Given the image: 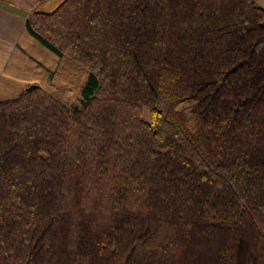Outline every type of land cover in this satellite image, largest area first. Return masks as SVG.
<instances>
[{
  "label": "trees",
  "instance_id": "16d2710c",
  "mask_svg": "<svg viewBox=\"0 0 264 264\" xmlns=\"http://www.w3.org/2000/svg\"><path fill=\"white\" fill-rule=\"evenodd\" d=\"M2 73L26 86L0 100V264H264L252 0H63Z\"/></svg>",
  "mask_w": 264,
  "mask_h": 264
},
{
  "label": "crops",
  "instance_id": "0c3cea01",
  "mask_svg": "<svg viewBox=\"0 0 264 264\" xmlns=\"http://www.w3.org/2000/svg\"><path fill=\"white\" fill-rule=\"evenodd\" d=\"M63 0H0V100L16 97L26 86L3 75V69L22 32L26 19L34 12L50 13ZM264 11V0H252Z\"/></svg>",
  "mask_w": 264,
  "mask_h": 264
},
{
  "label": "rangeland",
  "instance_id": "374dc122",
  "mask_svg": "<svg viewBox=\"0 0 264 264\" xmlns=\"http://www.w3.org/2000/svg\"><path fill=\"white\" fill-rule=\"evenodd\" d=\"M65 66L61 68L58 71V77L59 79L56 80V82L60 85H62V88L66 86L67 89L71 90V92H66L63 90L57 91L54 95L56 98L59 100L66 102V103H76L77 100L76 98L79 96L78 90H79V85L84 83L86 81V73H77L76 74L72 73L71 71H76L74 69H71L70 67H67L66 72H64ZM6 77V76H5ZM81 84V85H82ZM23 90V89H22ZM21 90V91H22Z\"/></svg>",
  "mask_w": 264,
  "mask_h": 264
}]
</instances>
